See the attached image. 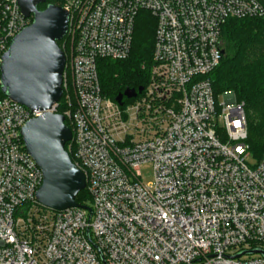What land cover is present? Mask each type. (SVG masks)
Wrapping results in <instances>:
<instances>
[{"label":"built area","instance_id":"2783aa9c","mask_svg":"<svg viewBox=\"0 0 264 264\" xmlns=\"http://www.w3.org/2000/svg\"><path fill=\"white\" fill-rule=\"evenodd\" d=\"M60 7L70 15L62 113V99L42 112L0 96V264H264V156L248 163L245 105L232 93L219 103L211 82L224 26L264 18V7L258 0ZM143 11L156 22L154 64L143 92L119 105L102 94L99 61L129 58ZM32 22L20 0H0V65ZM45 113L69 122L67 152L86 177L91 212L37 201L43 174L21 131ZM254 250L263 254L237 258Z\"/></svg>","mask_w":264,"mask_h":264},{"label":"water","instance_id":"95a60500","mask_svg":"<svg viewBox=\"0 0 264 264\" xmlns=\"http://www.w3.org/2000/svg\"><path fill=\"white\" fill-rule=\"evenodd\" d=\"M47 0H20V7L32 24L13 39L10 49L2 56L1 91L10 100L35 111L47 112L57 105L64 94L63 75L67 57L60 48L68 34L69 13L60 6L48 5ZM224 54V52H223ZM144 90L126 89L116 98L135 99ZM65 117L52 113L30 121L21 131L26 152L43 174V184L37 201L44 208L63 211L82 207L77 197L86 189V177L66 151L73 139ZM91 210L87 207H83ZM263 254L260 250L243 252L244 255Z\"/></svg>","mask_w":264,"mask_h":264},{"label":"trees","instance_id":"16d2710c","mask_svg":"<svg viewBox=\"0 0 264 264\" xmlns=\"http://www.w3.org/2000/svg\"><path fill=\"white\" fill-rule=\"evenodd\" d=\"M264 7V0H258ZM48 5L61 6V0H47ZM156 22L151 14L141 12L135 27L133 46L124 61H99L102 94L116 100L126 89L146 87L153 67ZM224 56L218 69L211 75L216 97L232 93L238 103H244L248 121L251 155L260 161L264 156V18L230 20L223 29ZM63 41L59 43L62 49ZM67 51V50H66ZM0 96L4 97L0 89ZM127 101V99H124ZM63 99L59 113H62ZM70 127L69 122H65ZM69 144L66 145V151ZM73 159L72 153L69 154ZM91 196L85 189L76 202L89 207Z\"/></svg>","mask_w":264,"mask_h":264},{"label":"rangeland","instance_id":"374dc122","mask_svg":"<svg viewBox=\"0 0 264 264\" xmlns=\"http://www.w3.org/2000/svg\"><path fill=\"white\" fill-rule=\"evenodd\" d=\"M67 50L69 51V43L67 44L66 46ZM233 97H232V100L235 101V102H238L236 100V96L234 94H232ZM225 101V98H224V95H221L219 98H218V102L219 103H224ZM232 102V101H230ZM233 103V102H232ZM258 162L257 159H255L252 155L251 157L248 159V163L251 165V166H254L256 163ZM142 180L144 181V184H150L153 182V170H152V167L151 166H145L143 169H142Z\"/></svg>","mask_w":264,"mask_h":264}]
</instances>
